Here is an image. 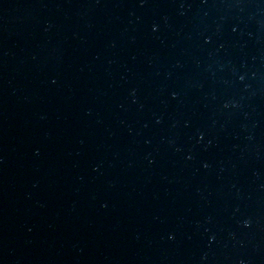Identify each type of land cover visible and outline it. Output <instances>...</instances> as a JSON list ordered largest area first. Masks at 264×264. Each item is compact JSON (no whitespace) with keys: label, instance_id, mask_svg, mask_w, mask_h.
Listing matches in <instances>:
<instances>
[{"label":"water","instance_id":"obj_1","mask_svg":"<svg viewBox=\"0 0 264 264\" xmlns=\"http://www.w3.org/2000/svg\"><path fill=\"white\" fill-rule=\"evenodd\" d=\"M0 264H264V0H0Z\"/></svg>","mask_w":264,"mask_h":264}]
</instances>
